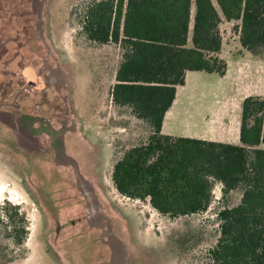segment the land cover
<instances>
[{
  "label": "rangeland",
  "instance_id": "rangeland-1",
  "mask_svg": "<svg viewBox=\"0 0 264 264\" xmlns=\"http://www.w3.org/2000/svg\"><path fill=\"white\" fill-rule=\"evenodd\" d=\"M95 1L0 0V206H19L30 234L15 247L0 227V264H211L219 211L239 205V190L205 213L171 218L114 186L116 162L153 130L112 101L123 49L83 31ZM238 24L221 25L223 56L250 60L264 75V59L242 48ZM200 76L186 88L177 131L199 133L216 100L228 98L230 79ZM242 83L241 97H264L263 77Z\"/></svg>",
  "mask_w": 264,
  "mask_h": 264
},
{
  "label": "trees",
  "instance_id": "trees-1",
  "mask_svg": "<svg viewBox=\"0 0 264 264\" xmlns=\"http://www.w3.org/2000/svg\"><path fill=\"white\" fill-rule=\"evenodd\" d=\"M84 17L89 40L123 49L113 103L131 108L153 130L114 165L116 190L149 199L171 218L207 212L216 183L223 198L239 190V205L219 211L211 264H264V97L250 96L242 104L241 145L162 133L187 72L228 73L220 57L224 21L239 23L242 48L264 59V0H101L89 4ZM0 227L1 237L15 247L30 235L26 215L10 202L0 206Z\"/></svg>",
  "mask_w": 264,
  "mask_h": 264
},
{
  "label": "crops",
  "instance_id": "crops-1",
  "mask_svg": "<svg viewBox=\"0 0 264 264\" xmlns=\"http://www.w3.org/2000/svg\"><path fill=\"white\" fill-rule=\"evenodd\" d=\"M220 57L228 63V73L221 77L219 76L218 83H223L230 79V90L225 91L219 89L218 93L225 91V95L228 98L222 100H216V106L210 109L208 115L203 117V128L202 131L193 132L192 130L183 129L178 130L175 128L176 115L183 111L185 104L188 100L189 91L186 89L188 85L194 84L197 80L201 79L202 72H187L186 74V85L183 87H178L177 96L173 103L172 108L167 112L165 120L163 123L162 133L167 136L172 137H183V138H193L200 139L210 142H218L232 145H241L240 139V128H241V115H242V104L244 100L250 96H261L256 91L253 94L242 96V80L247 74H252L254 77V83L260 85L261 78L264 75L258 69L252 71V63L250 60H227L223 56V49ZM123 60V58H122ZM119 68V67H118ZM258 68V64H257ZM118 70V69H117ZM117 73V71H116ZM181 132V133H178ZM176 134H181L177 136ZM264 149V145L261 146ZM215 191H213L214 200L222 198L223 187L220 183L215 186ZM212 203V205H213ZM211 205V206H212Z\"/></svg>",
  "mask_w": 264,
  "mask_h": 264
}]
</instances>
